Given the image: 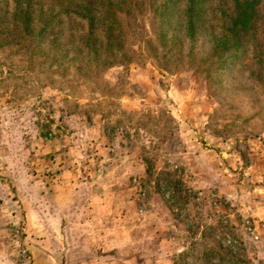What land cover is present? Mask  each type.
Wrapping results in <instances>:
<instances>
[{
	"label": "rangeland",
	"instance_id": "1",
	"mask_svg": "<svg viewBox=\"0 0 264 264\" xmlns=\"http://www.w3.org/2000/svg\"><path fill=\"white\" fill-rule=\"evenodd\" d=\"M196 1L0 0V264L264 261V0Z\"/></svg>",
	"mask_w": 264,
	"mask_h": 264
},
{
	"label": "trees",
	"instance_id": "2",
	"mask_svg": "<svg viewBox=\"0 0 264 264\" xmlns=\"http://www.w3.org/2000/svg\"><path fill=\"white\" fill-rule=\"evenodd\" d=\"M188 4L185 8V10L182 11V14L186 15V21L188 22V28L187 30L189 31L190 36H192L193 31H194V25L192 24V18L193 16L196 14L197 10H196V5H198L196 0H187ZM245 2V3H244ZM243 3L240 4H236L235 6V13H234V19L235 21L233 22V25L237 26H241L243 28L247 27V25L250 24L251 22V18L254 15V8L253 2L249 3V5H247V0H244ZM18 3L20 4L19 7L20 12L24 13L22 16L24 18V21L26 22L28 20L29 17V9L28 10H24L22 9V5H24V3H22V0H18ZM117 7V6H116ZM83 11H85V14L88 19L90 24L92 25L94 23V19H95V15L92 14V10L90 8H88L86 6V8L82 9ZM103 10V9H102ZM104 15L102 17L101 23H103L104 27H105V38H106V45L109 48H115V50H121L122 51V56H124L125 60H129L130 57H128L126 54L125 50V37H124V30L122 28V24L120 22L119 17H117V9L116 8H112L110 7V5H106V8H104ZM166 183H167V187L168 185H172V187H174L175 189H182L183 186V182L179 179H166ZM166 185V184H165ZM156 189L158 192H160L161 188L159 186V184H156ZM162 191V190H161ZM230 262H233L235 260L233 259H228ZM250 262L246 261L245 264H249ZM258 264H264V261H260Z\"/></svg>",
	"mask_w": 264,
	"mask_h": 264
}]
</instances>
